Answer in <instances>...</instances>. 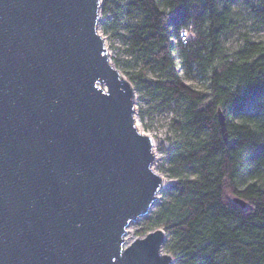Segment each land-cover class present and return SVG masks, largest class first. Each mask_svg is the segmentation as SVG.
I'll return each instance as SVG.
<instances>
[{
    "label": "water",
    "instance_id": "1",
    "mask_svg": "<svg viewBox=\"0 0 264 264\" xmlns=\"http://www.w3.org/2000/svg\"><path fill=\"white\" fill-rule=\"evenodd\" d=\"M100 5L0 0V264L173 262L161 230L125 239L165 180L98 33Z\"/></svg>",
    "mask_w": 264,
    "mask_h": 264
},
{
    "label": "trees",
    "instance_id": "2",
    "mask_svg": "<svg viewBox=\"0 0 264 264\" xmlns=\"http://www.w3.org/2000/svg\"><path fill=\"white\" fill-rule=\"evenodd\" d=\"M239 1H102L130 56L114 67L174 114L164 162L175 183L138 231L162 228L172 264H264V42L241 33ZM241 3L264 25V0Z\"/></svg>",
    "mask_w": 264,
    "mask_h": 264
},
{
    "label": "rangeland",
    "instance_id": "3",
    "mask_svg": "<svg viewBox=\"0 0 264 264\" xmlns=\"http://www.w3.org/2000/svg\"><path fill=\"white\" fill-rule=\"evenodd\" d=\"M102 1L103 0H101L100 5L98 33L104 39L110 62L114 66L115 61H130V56L125 52L123 43L116 36L123 34V27L121 26L118 30H113L114 13L113 11H110L107 16L104 17L101 14ZM236 7L242 13L240 19L241 33H247L252 38V40L264 42V25L257 26V20L248 12V10H246L245 6L241 3V0L237 3ZM224 44L225 48L227 47L230 51H234L240 45V40L236 36L230 38L227 44L225 40ZM123 69L124 66L122 65L117 70L126 79L122 71ZM152 79V75L147 76V81H151ZM132 88L134 90V117L137 122L136 124L140 128L141 132L147 135L153 141L155 162L152 166V169L165 180V185L160 191L158 200L148 215L138 219L128 227V233L125 237L128 243L134 239L143 237L138 234V231L144 229L146 220L152 217L159 208V205L163 201L162 192L175 183L173 179L168 178L166 173V163L164 162V151L170 148L175 139V134L171 128V122L174 118V114L170 109L161 106L160 100L157 99V97L148 95L146 90H137L134 88V86H132ZM150 230L162 231V228L152 226L150 227ZM162 253L170 255L163 248Z\"/></svg>",
    "mask_w": 264,
    "mask_h": 264
},
{
    "label": "built area",
    "instance_id": "4",
    "mask_svg": "<svg viewBox=\"0 0 264 264\" xmlns=\"http://www.w3.org/2000/svg\"><path fill=\"white\" fill-rule=\"evenodd\" d=\"M191 33L184 32L181 34V40L185 43L186 41H189L191 39Z\"/></svg>",
    "mask_w": 264,
    "mask_h": 264
},
{
    "label": "bare ground",
    "instance_id": "5",
    "mask_svg": "<svg viewBox=\"0 0 264 264\" xmlns=\"http://www.w3.org/2000/svg\"><path fill=\"white\" fill-rule=\"evenodd\" d=\"M136 123H137V122H136ZM136 128H137L139 131H141L137 124H136Z\"/></svg>",
    "mask_w": 264,
    "mask_h": 264
}]
</instances>
